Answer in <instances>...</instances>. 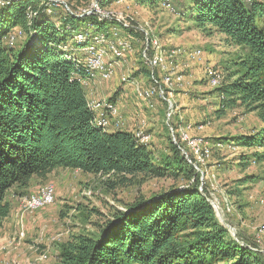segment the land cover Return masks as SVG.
<instances>
[{"label":"trees","instance_id":"obj_1","mask_svg":"<svg viewBox=\"0 0 264 264\" xmlns=\"http://www.w3.org/2000/svg\"><path fill=\"white\" fill-rule=\"evenodd\" d=\"M110 1L98 4L104 7ZM132 1L143 7L168 5V13L247 51L244 71L215 88L221 104L216 115L221 117L233 105L260 113L261 127L236 137L233 144L245 151L237 158L242 170L264 163V0ZM52 6L48 0L0 4V228L10 216L8 193L25 191L32 178L45 180L57 169L111 176L120 184L136 178L180 180L135 200L125 207L129 213L114 212L97 235L73 238L62 247L56 264H264V251L233 240L217 219L207 192L199 190V176L191 165L196 159L188 148L182 147L191 164L172 145L157 160L150 143L140 144L127 131L94 125L95 114L78 82L84 76L81 53L89 40L81 43L77 37L108 33L114 23L95 15L77 18L60 5L59 10ZM14 30L19 37L10 41ZM139 36L143 43L148 39L145 55L150 59L153 36ZM141 73L156 88H164L157 70L143 67ZM169 127L180 145L178 128L172 123ZM212 147L218 151L220 145ZM251 181L253 177H245L243 184Z\"/></svg>","mask_w":264,"mask_h":264},{"label":"rangeland","instance_id":"obj_2","mask_svg":"<svg viewBox=\"0 0 264 264\" xmlns=\"http://www.w3.org/2000/svg\"><path fill=\"white\" fill-rule=\"evenodd\" d=\"M7 1L12 0H4ZM48 1L55 10L60 5L77 18L95 15L100 21L114 23L108 33L92 39L77 37L81 43L89 40L81 53L83 72L91 58L95 64L102 63L93 80L85 75L78 80L87 105H98L95 117L104 104L109 110L102 109L108 129L127 131L134 137L143 128L141 132L149 137L148 144L157 160L170 153L171 145L178 148L182 157L181 151L188 156L182 147L188 148L196 162L191 164L189 157L184 159L198 174L199 190L204 188L207 192V202L217 219L230 227L224 226L233 240L263 253L264 163L242 170L237 158L245 151L233 144L236 137L261 127L260 113H248L233 105L218 117L221 104L214 94L215 88L244 71L249 63L247 51L222 35L168 13V5L143 7L132 0H112L100 7L101 0ZM140 33L153 36L151 62L155 54L158 60L153 68L144 56L149 49L148 39L143 43ZM19 34L14 30L8 38L15 41ZM128 46L130 51L122 53ZM143 67L152 73L153 69L158 71L164 90L151 84L141 73ZM104 71L110 72L108 78L102 77ZM154 83L157 84L155 80ZM109 100H115L114 104ZM171 123L174 129L178 128L179 147L174 130L169 127ZM190 142L194 143L190 146ZM212 143L220 145L218 151L210 149ZM199 144L201 150L196 154ZM245 177H253L254 182L243 184ZM175 183L170 179L136 178L132 183L120 184L111 176L84 175L70 169H57L45 180L34 177L25 191L14 189L6 197L10 216L0 228V264H56L62 247L73 238L97 235L99 227L111 220L114 212H124L135 200L149 198ZM180 183L179 180L176 184ZM42 190L51 196L50 202L39 205L34 198L32 208L34 199L22 205L23 201L38 197Z\"/></svg>","mask_w":264,"mask_h":264},{"label":"bare ground","instance_id":"obj_3","mask_svg":"<svg viewBox=\"0 0 264 264\" xmlns=\"http://www.w3.org/2000/svg\"><path fill=\"white\" fill-rule=\"evenodd\" d=\"M103 38V37H102ZM103 43H104V41H102ZM102 42H100V43H102ZM128 51H130V47L128 46L127 47V49L126 50H122L121 52L123 53V52H128ZM120 55H122V54H120ZM164 55V54H163ZM120 57H122V56H120ZM92 59V58H91ZM91 59L89 60V62H90V65L87 67V69L84 71L85 72V76H87V78H90L89 80H93L94 79V72H96L97 70H101V69H99L100 68V65L102 64H95V63H93L92 61H91ZM88 62V63H89ZM147 62H148V60H147ZM157 62H158V60H157V56H156V54L154 55V58H153V61H152V66H151V68H153V67H155V65L157 64ZM150 64V63H149ZM159 64H160V61H159ZM161 65V64H160ZM109 75H110V72L109 71H104L103 72V75H102V77H109ZM80 79V78H79ZM82 79V78H81ZM85 80V79H84ZM214 83H216V81L214 80ZM213 83V84H214ZM161 92V91H160ZM147 94V93H146ZM146 97H151V96H148V95H146ZM88 106V108L92 111V112H94L95 113V115H96V111H97V109H98V105L97 104H95L94 102H91L90 104H88L87 105ZM108 106V105H107ZM109 107V106H108ZM102 109L103 110H107V111H109L108 109H106V107L104 106V104H103V107H102ZM102 109H100L101 110V112H99V110H98V114H97V116L95 117V120H94V125H96V126H99L100 128H103V129H106L107 128V125L109 124L108 123V121L106 120V118L104 117V113H103V110ZM110 114V113H109ZM143 128H140V131H137V132H135V135H134V139L135 140H137L140 144H142V145H147L148 144V141H149V137L148 136H145L142 132H141V130H142ZM183 136V135H182ZM187 139V138H186ZM185 140V139H184ZM190 141V140H189ZM192 141V140H191ZM195 141V140H194ZM194 142H190L189 144H190V146L193 144ZM199 143H200V141H199ZM196 145V144H195ZM197 147V151L198 152H196V154L197 153H200V150H201V146H200V144H199V146L197 145L196 146ZM193 150V149H192ZM196 151V150H195ZM194 151V152H195ZM195 154V155H196ZM188 161V160H187ZM202 162V161H201ZM200 162V163H201ZM189 163V162H188ZM199 163V164H200ZM195 166V165H194ZM41 194L38 196V197H33L31 200H29V201H27V202H22V205L23 204H25V205H27L28 203H30L34 198H37L38 199V204L39 205H41V204H44V203H48V202H50L51 201V196L49 195V194H45V200H43L42 199V195H43V190H42V192H40Z\"/></svg>","mask_w":264,"mask_h":264},{"label":"built area","instance_id":"obj_4","mask_svg":"<svg viewBox=\"0 0 264 264\" xmlns=\"http://www.w3.org/2000/svg\"><path fill=\"white\" fill-rule=\"evenodd\" d=\"M96 14H97L99 17H101L100 13L96 12ZM146 40H147V39H146ZM144 56H146L145 53H144ZM150 63H151V65H152L151 58H150ZM176 146L179 147V145H176ZM184 157H185L186 159H188V156H187L186 154H184ZM42 199L45 200V194L42 195ZM34 202H35V199H34L33 202H32V206H31V208H32L33 205H34ZM28 210H30V209H28Z\"/></svg>","mask_w":264,"mask_h":264},{"label":"water","instance_id":"obj_5","mask_svg":"<svg viewBox=\"0 0 264 264\" xmlns=\"http://www.w3.org/2000/svg\"><path fill=\"white\" fill-rule=\"evenodd\" d=\"M68 10V9H67ZM183 154H185L183 151H181ZM125 213H129L127 211H124ZM218 218H221V216H218ZM220 222L222 223L223 226L230 228L229 226H227L223 221L220 220Z\"/></svg>","mask_w":264,"mask_h":264},{"label":"clouds","instance_id":"obj_6","mask_svg":"<svg viewBox=\"0 0 264 264\" xmlns=\"http://www.w3.org/2000/svg\"><path fill=\"white\" fill-rule=\"evenodd\" d=\"M4 0H0V4H3Z\"/></svg>","mask_w":264,"mask_h":264},{"label":"crops","instance_id":"obj_7","mask_svg":"<svg viewBox=\"0 0 264 264\" xmlns=\"http://www.w3.org/2000/svg\"><path fill=\"white\" fill-rule=\"evenodd\" d=\"M56 171V170H55ZM7 221H9V218L4 222V224L3 225H5V223L7 222Z\"/></svg>","mask_w":264,"mask_h":264}]
</instances>
